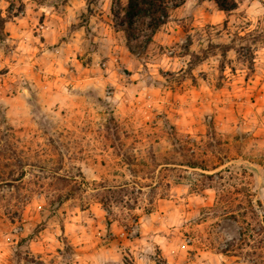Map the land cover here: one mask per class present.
Listing matches in <instances>:
<instances>
[{
	"label": "rangeland",
	"instance_id": "1",
	"mask_svg": "<svg viewBox=\"0 0 264 264\" xmlns=\"http://www.w3.org/2000/svg\"><path fill=\"white\" fill-rule=\"evenodd\" d=\"M235 1L131 51L115 0H0V264H264V0Z\"/></svg>",
	"mask_w": 264,
	"mask_h": 264
},
{
	"label": "trees",
	"instance_id": "2",
	"mask_svg": "<svg viewBox=\"0 0 264 264\" xmlns=\"http://www.w3.org/2000/svg\"><path fill=\"white\" fill-rule=\"evenodd\" d=\"M187 0H128L118 8L112 7V14L117 25L126 35L127 46L134 51V46L145 47L153 41V36L168 22L171 12L185 4ZM220 9L231 11L237 7L235 0H214Z\"/></svg>",
	"mask_w": 264,
	"mask_h": 264
}]
</instances>
